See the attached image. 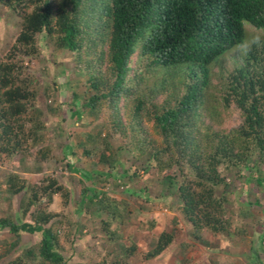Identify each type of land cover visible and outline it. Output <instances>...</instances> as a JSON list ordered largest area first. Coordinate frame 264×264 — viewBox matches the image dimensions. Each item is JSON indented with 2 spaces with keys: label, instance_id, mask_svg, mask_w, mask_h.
I'll use <instances>...</instances> for the list:
<instances>
[{
  "label": "trees",
  "instance_id": "obj_1",
  "mask_svg": "<svg viewBox=\"0 0 264 264\" xmlns=\"http://www.w3.org/2000/svg\"><path fill=\"white\" fill-rule=\"evenodd\" d=\"M245 20L264 28V0H0V186L6 198L20 194L18 220L0 217L9 236L0 239V264H68L85 241L83 216L98 220L104 247L88 264L155 258L175 243L165 227L155 224L157 237L144 248L132 236L128 246L121 241L128 221L157 205L145 186L150 179L161 186L155 198L190 237L248 235L229 215L250 218L258 203L230 196L232 188L264 192V47L220 63L247 38ZM45 53L68 57L75 70L72 87L65 66L50 70L66 81L64 110L53 106L52 86L30 70ZM229 108L239 121L227 129ZM74 118L81 122L69 125ZM92 123L96 129H88ZM64 134L68 144L54 141ZM81 157L92 166L87 172L75 166ZM55 197L59 211L51 209ZM256 228L251 249L259 263L264 217ZM24 234L35 240L22 245ZM114 244L116 254L108 249Z\"/></svg>",
  "mask_w": 264,
  "mask_h": 264
},
{
  "label": "rangeland",
  "instance_id": "obj_2",
  "mask_svg": "<svg viewBox=\"0 0 264 264\" xmlns=\"http://www.w3.org/2000/svg\"><path fill=\"white\" fill-rule=\"evenodd\" d=\"M246 33L249 31V29L244 25ZM0 26V37L2 36V30ZM40 43V42H39ZM41 44V43H40ZM68 57L66 56H47V54H43L42 57L37 60L33 61L30 65V70L33 71L36 76L44 82H47L52 86V89L55 91L54 94V105H59L63 103L64 92H66L65 85L66 81H68L71 84V87L75 83V75H74V69L71 65L68 64L66 61ZM59 66H65V73H66V81L62 77L55 76V78H51V72L50 70H56ZM68 77V78H67ZM54 82V84H51V82ZM62 107V108H61ZM61 110L65 109V106H60ZM80 115V114H79ZM65 115L63 114V117ZM224 120L222 121V127L223 128H232L235 127L239 121L238 114L235 112L232 108L227 109V112L223 114ZM49 116L47 115V118ZM83 119L86 117V115L83 114ZM49 120L46 121L47 125L50 127H53V124L55 123V120L53 117H49ZM74 118L73 120H68L69 125L73 122H81V118L79 120ZM85 120V119H84ZM86 121V120H85ZM80 124V123H79ZM97 124L92 123L88 127V129H92L93 127L96 129ZM86 129V128H85ZM95 132V130H94ZM57 143L66 145L69 143L68 138L64 135L61 136L60 139L54 140ZM77 147L75 148L74 152L78 155L80 153V146L77 144ZM60 153L59 147L53 148V154ZM115 153L114 155L118 156L121 153ZM75 166L83 171L87 172L89 171L92 166L89 163L88 160H85L83 157L78 159L75 162ZM19 168V167H18ZM41 168L42 173H49L51 165L49 166V169L45 167V165L39 166ZM260 169H263L261 167ZM1 173V172H0ZM55 174L57 176H60V174L64 177V182L66 186L73 187V184L75 186V178L71 175H69L67 172L63 171L62 169L59 170L57 168V171H55ZM31 175V174H26ZM36 175V174H34ZM36 177V176H35ZM2 179V174H0V182ZM225 181L227 183H232L231 179L229 177H226ZM233 184L239 188L238 185H236L235 182ZM232 184V185H233ZM145 186L150 190V198L153 203H157V205H153L152 207H148L145 209L144 214L135 220H130L128 223L122 228L121 234L122 238L121 241L124 243V245L128 246V241H124L127 236H132V238H135V242L140 243V248H144L145 245L148 246L149 240L152 238L157 237V233L159 229L156 227V225H159L161 227H165L166 230L172 231V234L175 239L174 245L169 246L166 248L163 252H161L158 256H156L153 259L147 260V261H141L138 256H136L134 259L128 258L127 263L128 264H264V261L262 262L260 260L259 263L256 262V260L252 257V246H256L257 243L251 239L250 232H252L256 226L263 221V213L261 209L257 208H264V192L258 191L256 194L248 193L244 194L243 192L240 194H237L232 188V194L230 196V199L233 198L238 199L242 202H252L257 201L258 206L255 209L252 207L249 211L251 214L250 218L247 219H241L237 216V211H232L229 215V218L231 219V223L235 226H243V229H246V232L249 233L246 236L243 237H230L228 239H221L217 238L216 236L209 235L208 232L202 231L200 233V237L195 239L193 237H190L188 235V228L185 225V223L178 218L175 212L168 211V209H165L164 206H161L163 202L162 199L155 198L161 189V186L154 181L153 179L146 180ZM71 191H73L71 189ZM125 195L123 190H114L111 192V194L114 195V197H121ZM163 194V193H161ZM160 194V196H161ZM20 201V194L19 195H13L9 198H6L5 194H3V186H0V217H10L12 220L17 221L18 220V204ZM150 201V202H151ZM232 209H237V204H232ZM236 207V208H235ZM51 209L53 211H59V199L57 197L54 198V202L51 205ZM83 216V215H82ZM84 217V216H83ZM82 217V218H83ZM79 218L80 224H83L85 226V229L82 232L81 239H85L82 243H77L75 246V253L73 255V259L68 262V264H88L91 262H97L99 258L103 255L104 247L103 243L100 240L101 232L100 228L98 227L97 223L98 220L94 219L93 221H86V219ZM150 221L153 222V227H149ZM156 224V225H155ZM257 229V228H256ZM255 229V230H256ZM258 233V232H257ZM7 230L3 229L0 230V239L8 238ZM35 240V237L29 236L27 234H24L22 236V245H26L25 243L33 242ZM179 243L185 244L187 243L183 248L179 247ZM28 245V244H27ZM61 245L64 247V249L68 252L67 245H64L61 241ZM262 247L264 249V241L262 243ZM147 248V247H146ZM108 249L112 250L114 254L118 253L120 250L118 249L117 245L114 244V246L108 247ZM106 249V250H108ZM136 251L139 252V249H136ZM137 252V253H138ZM262 254L259 255L261 258Z\"/></svg>",
  "mask_w": 264,
  "mask_h": 264
},
{
  "label": "clouds",
  "instance_id": "obj_3",
  "mask_svg": "<svg viewBox=\"0 0 264 264\" xmlns=\"http://www.w3.org/2000/svg\"><path fill=\"white\" fill-rule=\"evenodd\" d=\"M249 29L247 38L237 43L234 50L230 51L226 58H221V64L238 63L252 51L253 48L264 47V28L251 25L248 21L243 22Z\"/></svg>",
  "mask_w": 264,
  "mask_h": 264
}]
</instances>
